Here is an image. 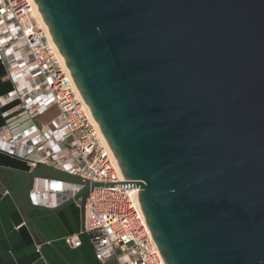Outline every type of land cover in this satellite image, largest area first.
I'll use <instances>...</instances> for the list:
<instances>
[{
  "label": "water",
  "instance_id": "95a60500",
  "mask_svg": "<svg viewBox=\"0 0 264 264\" xmlns=\"http://www.w3.org/2000/svg\"><path fill=\"white\" fill-rule=\"evenodd\" d=\"M35 2L166 264H264V0ZM27 167L0 165L26 216L35 177L82 215L102 186Z\"/></svg>",
  "mask_w": 264,
  "mask_h": 264
},
{
  "label": "built area",
  "instance_id": "2783aa9c",
  "mask_svg": "<svg viewBox=\"0 0 264 264\" xmlns=\"http://www.w3.org/2000/svg\"><path fill=\"white\" fill-rule=\"evenodd\" d=\"M13 88L0 96V153L45 164L102 186L86 198L80 232L65 237L81 247L86 234L102 263L166 264L137 199L140 186L124 178L106 152L91 110L71 71L34 16L30 0H0V63ZM29 200L57 209L85 187L35 177Z\"/></svg>",
  "mask_w": 264,
  "mask_h": 264
},
{
  "label": "crops",
  "instance_id": "0c3cea01",
  "mask_svg": "<svg viewBox=\"0 0 264 264\" xmlns=\"http://www.w3.org/2000/svg\"><path fill=\"white\" fill-rule=\"evenodd\" d=\"M7 68L0 63V96L12 90ZM4 119L0 113V126ZM0 165L28 168L27 162L0 153ZM83 216L80 205L69 202L57 209L36 208L26 216L9 192L0 195V264H118L112 259L102 263L88 235L81 247L65 243V237L80 232ZM41 249V250H40Z\"/></svg>",
  "mask_w": 264,
  "mask_h": 264
},
{
  "label": "bare ground",
  "instance_id": "6f19581e",
  "mask_svg": "<svg viewBox=\"0 0 264 264\" xmlns=\"http://www.w3.org/2000/svg\"><path fill=\"white\" fill-rule=\"evenodd\" d=\"M30 1H31L32 6H33V11H34V13H36V15H37V19H38V21H39L41 27L44 28V29L48 32V36H50L51 41L54 43L55 47L57 48V46H56V44H55V41H54V39H53V36H51V33H50V31H49V28H48V26H47L46 21L43 20L42 14H41V12H40V10H39V7L36 5L35 0H30ZM57 51H58V49H57ZM59 53H60V51H59ZM60 55H61L62 58H63V55H62L61 53H60ZM63 60H64V58H63ZM77 93H78V95H79L82 99H84V98H83V95H81V93H80L78 87H77ZM93 117H94V116H93ZM94 122L96 123V125H98L97 122H96V119H95V118H94ZM98 127H99L100 134H101V137H102V140H103V144H104V146H105V148H106V152L112 156V158H113V159L115 160V162H116V165L119 167V170H121V171L123 172V170L121 169V167H120V165H119V162H118V160H117V158H116V155H114V153H113V151H112V149H111V147H110V143L108 142V140H106V138H105V136H104V134H103V132H102V130H101V128H100L99 125H98Z\"/></svg>",
  "mask_w": 264,
  "mask_h": 264
},
{
  "label": "flooded vegetation",
  "instance_id": "af4514ba",
  "mask_svg": "<svg viewBox=\"0 0 264 264\" xmlns=\"http://www.w3.org/2000/svg\"><path fill=\"white\" fill-rule=\"evenodd\" d=\"M0 176H3V177H5V176H6V174H5V173H4V174H3V173H0Z\"/></svg>",
  "mask_w": 264,
  "mask_h": 264
},
{
  "label": "rangeland",
  "instance_id": "374dc122",
  "mask_svg": "<svg viewBox=\"0 0 264 264\" xmlns=\"http://www.w3.org/2000/svg\"><path fill=\"white\" fill-rule=\"evenodd\" d=\"M34 16L37 18V15H36V13H34ZM37 21H38V19H37Z\"/></svg>",
  "mask_w": 264,
  "mask_h": 264
}]
</instances>
